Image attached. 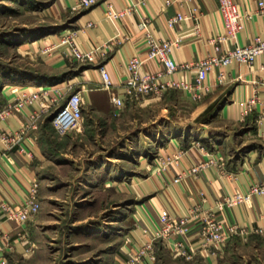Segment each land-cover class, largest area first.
Segmentation results:
<instances>
[{"label": "crops", "instance_id": "crops-1", "mask_svg": "<svg viewBox=\"0 0 264 264\" xmlns=\"http://www.w3.org/2000/svg\"><path fill=\"white\" fill-rule=\"evenodd\" d=\"M34 1L24 5L29 4V7H32ZM43 1L44 4H41L45 7L43 11L46 14L56 13L57 22L23 24L22 27L25 29L21 34L23 39L19 36L2 37V45L9 46L12 43L15 49L25 53L30 60L35 61L40 57L44 61L43 68L38 70H30L29 73H20L14 77L8 75L3 77L0 99L4 103L13 101L22 90L33 91L40 86H49L48 95L55 96L54 85L59 84L62 91L70 89L81 92L83 110L84 104L87 103L94 111L106 106L115 108L111 96L125 95L123 84L128 77L125 72L126 62L132 55L146 58L145 36L138 26L141 13L152 16L151 29L156 37L162 39L183 37L173 53V57L178 62H191L212 53L209 39L223 29L218 0L192 1V4L203 12L200 34L193 33L192 19L182 20L172 27L168 26L167 20L171 16L180 12L189 13L190 6L181 0H170V4H166V0H146L145 5L140 4L138 10L117 21L116 26L106 15L108 3H112L116 9H121L131 2L139 3L141 0H99L92 6L80 9L75 7L76 0ZM234 1L242 12L253 13L237 35L239 44L251 43L264 31L263 17L256 12L261 0ZM89 22H93V25L89 26ZM52 28L56 29L53 31ZM64 30L76 31V42L83 50L100 46L118 30L121 33L120 42L116 43L105 58H100L96 62L81 63L64 57L62 52L64 46L54 48L60 43L61 33ZM231 45L233 44H227V47ZM52 46L53 49L49 52H42L44 48ZM99 62L105 64L109 70L115 84L111 89L96 88V83L100 79L97 71ZM75 63L80 65V70L75 69L76 72L72 73L73 69L70 66ZM157 69L159 65L154 60L145 61L143 70L153 72ZM222 70L225 72V78L224 82L219 84L218 74ZM194 76L193 72L178 70L170 77L176 80L183 78L194 80ZM255 91L258 94V103L248 116L240 118L243 102L251 98ZM98 97H105L106 106L97 100ZM217 100L223 101L218 118L230 122L231 125L237 124L238 127L226 131L198 132L199 136L192 132L187 139H183L184 143L178 138H171L164 146L162 145L159 155L172 154L178 149H182L184 154L178 163L165 167L157 160L147 165L150 172L145 177L143 185L146 190L154 191L153 193L150 191L137 208L144 233L145 231L152 233L158 227L161 210L167 209L171 214L183 215L190 207L199 204L201 209L193 216L187 235L161 239L164 248L173 256H178L174 251L176 239L183 240L186 245L193 244L196 252L188 261L196 264H222L228 262L235 253L241 255V249L244 251L241 257L246 258L245 254L251 253L255 256V252L264 248V233L257 231L258 228L264 230V194H253L250 201L217 212L219 219L227 223H238L246 228L248 231L246 238L232 236L220 249L215 250V253L203 249L202 245L196 242L201 217L212 209L218 198L235 190L248 192L251 183L264 182V134L262 133L264 126L259 125L258 122L264 102V54L259 55L251 66L234 61L224 68L215 67L211 70L205 81L202 97L195 101L197 107L203 110ZM127 102L130 100L126 99V105ZM40 109L41 100L20 111L12 112L5 119L0 120V133L18 131L26 123H30L32 114ZM46 117L42 115L36 122L37 128H32L17 138L18 141L13 146L10 147L7 142L0 140V208L5 202L23 201L32 179H38V162L44 158V152L39 144L40 127ZM204 135L205 138H202ZM193 138L206 142L209 149L206 150L190 142ZM210 159H214V162L197 175H189L178 182L174 181L178 173L201 160ZM35 217L24 225L14 220L2 223L4 236L0 240V259L7 258L11 263L12 256L23 255L31 250L34 243L30 240L29 234ZM20 232H24L26 236L22 241L18 238ZM253 256H249L251 264L256 258ZM146 261L147 263L144 264H154L149 258H146Z\"/></svg>", "mask_w": 264, "mask_h": 264}, {"label": "rangeland", "instance_id": "rangeland-1", "mask_svg": "<svg viewBox=\"0 0 264 264\" xmlns=\"http://www.w3.org/2000/svg\"><path fill=\"white\" fill-rule=\"evenodd\" d=\"M29 1L0 0V72L16 75L44 66L40 57L32 61L12 43H1L6 35L23 39V24L57 22L56 13L43 11V0L24 5ZM70 67L72 73L80 70L76 63ZM97 100L106 106L105 97ZM207 109L173 88L143 103L127 102L122 110L94 111L84 104L81 126L66 135L58 134L46 117L39 140L44 158L37 169L40 209L29 234L34 244L9 264L147 263L145 255L137 259L147 240L137 208L154 191L143 185L147 165L171 138L184 143L192 132L238 127L218 118L220 110ZM190 142L209 149L201 139ZM255 254L235 253L222 264H251L249 256L256 257L252 264H264V248ZM153 255L154 264H196L173 256L160 238L153 241Z\"/></svg>", "mask_w": 264, "mask_h": 264}, {"label": "built area", "instance_id": "built-area-1", "mask_svg": "<svg viewBox=\"0 0 264 264\" xmlns=\"http://www.w3.org/2000/svg\"><path fill=\"white\" fill-rule=\"evenodd\" d=\"M99 0H76L75 7L80 9L92 6ZM193 0H181L190 6L188 14L176 13L168 18L169 27L174 26L177 22L185 19H192L194 22L193 33H201V17L203 15L196 5L192 4ZM145 5L146 0L131 2L127 7L116 9L112 3H108L106 15L114 25L124 16L136 11L139 5ZM166 4H170V0H166ZM218 7L222 17L223 29L217 32L209 39V44L212 46L213 52L203 58L191 62H178L173 57L174 50L179 46L182 36L173 38H158L154 35L151 29L152 16L141 13L138 26L144 32L146 41V58H141L138 55H132L125 64V72L127 80L123 84L124 96L112 95L111 102L115 105L116 110H122L126 105V99L143 103L151 97H159L167 90L177 88L183 90L193 100H198L202 97L205 89V81L209 73L215 67L224 68L234 61L245 63L251 66L256 58L264 54V31L257 35L253 42L248 44H239L237 42L238 33L244 28L245 23L249 20L253 13L242 12L234 0H218ZM256 12L262 15L264 20V0L258 3ZM89 26L93 22L88 23ZM120 32L109 38L100 46L90 50H83L76 42V31L64 30L61 33V40L54 48L62 45L63 56L77 62H96L98 59H103L107 53L114 48L116 43L120 42ZM232 43L230 47L227 44ZM52 47L44 48L43 53L49 52ZM146 60H154L159 69L148 72L143 70ZM182 70L193 72L194 80L181 79L176 80L170 76L176 71ZM99 73V81L96 83L98 89H111L114 87V82L111 78L106 65L99 62L97 64ZM225 72L222 70L218 74L217 82L223 83ZM56 86V95L49 96V86H40L37 90L25 91L22 90L18 96L10 102H6L0 107V120L5 119L14 111H20L22 108L41 100V109L32 114V121L26 123L18 131H3L0 133V140L7 142L10 147L17 143V138L28 132L30 129L37 128L36 122L42 115L50 116L51 126L60 135H66L72 130L78 129L83 120V97L80 91H72L70 89L62 91L59 84ZM258 94L255 91L254 95L243 102L240 108V118L248 116L258 103ZM259 125L264 126V102L262 112L258 118ZM264 134V130L262 131ZM23 150L22 147H20ZM184 154L182 149L176 150L172 154L157 155L155 160L161 163L163 167L172 163H178L181 156ZM160 160V161H159ZM214 162V159L201 160L192 165L185 171L178 173L174 177V181L189 176L197 175L202 169ZM222 164V163H221ZM221 166V165H220ZM253 194H264V182H253L249 186L248 192L240 190L232 191L218 198L212 209L206 211L201 217V223L198 228L196 242L202 245L203 249L215 253V250L220 249L223 244L232 236L246 238L247 229L238 223H227L223 219L218 218V211H223L226 208L233 207L241 202H248ZM40 209L39 200V182L37 178H33L30 188L28 189L26 198L17 203L5 202L0 208V240L4 236L1 225L4 221L14 220L22 225L34 218ZM201 209L200 205H194L189 208V211L183 215L171 214L167 209L159 212L158 227L154 232L145 231V248L137 252L139 257H145L154 261L153 241L156 239L173 238L175 236L187 235L190 231V223L193 216ZM264 218V214H263ZM257 231L264 233L262 228ZM20 241L26 238L24 232L18 234ZM174 251L181 255L186 260L193 258L196 249L194 245H186L183 240L176 239ZM0 264H9L7 258H1Z\"/></svg>", "mask_w": 264, "mask_h": 264}, {"label": "trees", "instance_id": "trees-1", "mask_svg": "<svg viewBox=\"0 0 264 264\" xmlns=\"http://www.w3.org/2000/svg\"><path fill=\"white\" fill-rule=\"evenodd\" d=\"M32 1V0H31ZM30 2V1H29ZM35 74H37V73H35ZM6 75H8L9 77H14V76H16V75H18V74H16V75H11V74H6V71H1L0 72V87L2 86V83H3V77H5ZM38 76V75H37ZM39 77V76H38ZM57 79V78H56ZM4 104H6V103H4L3 101H2V99H0V105H4ZM222 104H223V101L222 100H217L216 102H214L213 104H211L209 107H208V109L205 111V113H210V111L211 112H213V110H220L221 109V107H222ZM48 119H47V121L49 122V124L51 125V123H50V116H48L47 117Z\"/></svg>", "mask_w": 264, "mask_h": 264}]
</instances>
